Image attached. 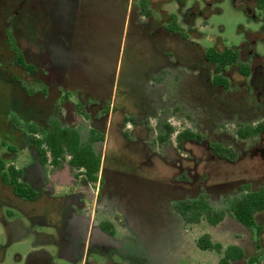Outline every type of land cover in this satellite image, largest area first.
<instances>
[{"label": "rangeland", "instance_id": "1", "mask_svg": "<svg viewBox=\"0 0 264 264\" xmlns=\"http://www.w3.org/2000/svg\"><path fill=\"white\" fill-rule=\"evenodd\" d=\"M151 1L155 12L163 8L175 13L176 0ZM235 1L236 5L231 0H183L182 10L192 15L194 21L191 33L187 34L186 42L171 38L162 46L153 40L148 26L129 17L125 2L76 0L72 2L76 5L75 13L82 18L73 30L70 53L73 65L65 72L62 70L60 64L66 54L59 49L54 80L50 66L46 65L50 61L55 18L63 16L61 1L0 0V146L4 142L17 149L12 161L17 168L27 169L33 163L28 152L21 149L27 128L45 126L60 111V93L63 92L68 93L72 101L73 94H79L100 102L104 108L119 107L133 99L139 104H150L157 96V115L161 117L164 113L166 118L168 114L175 131L190 129L204 137L206 143H222L238 155L236 161L228 163L210 159L204 143L199 147L186 144L184 153L187 157L191 154L193 160L178 164L172 135L162 165L152 161L147 170L137 166L136 154L118 153L120 142L111 132L102 164L109 171L116 169L134 181L129 192L133 214L140 225V239L137 242L124 240L130 235V231L124 229L121 232L124 236L120 233L115 236L124 241L117 253L91 252L87 264H216L214 252L201 251L194 244L198 235L207 232V225H185L172 208L177 203L173 196L195 198L202 190L210 202L221 205L240 195L245 187L264 190V132L247 139H240L236 134L239 128L264 122V24L245 13L249 9L252 12L247 0ZM254 12L258 18L260 12ZM237 17H242L243 23L235 22ZM186 23L190 24L191 20ZM11 38L17 40L25 60L37 68L34 76L13 64L8 45ZM215 47L239 48L242 60L252 67L251 77L243 78L237 68L232 67L225 72L230 81L229 89L214 88L212 70L204 63L203 53ZM253 52L260 57L248 58ZM167 59L179 65L183 76V83L171 80L175 86L170 95L174 91L176 96L170 97L165 91L154 92L157 83H164L162 72L163 67L169 65ZM29 90L33 91L32 97L27 95ZM167 98L173 99L168 101ZM123 155L127 161L122 160ZM116 157L119 160L114 162ZM179 168L184 169L181 176ZM56 191L55 197L60 199L48 208L36 203L33 204L36 209L28 214L8 208L12 218L0 224V264H22L17 255L24 256L32 248L36 233L55 241L63 238L56 229L57 212H64L69 204L61 198L66 190ZM100 216L97 215L96 220ZM256 218L257 223H264L262 214ZM233 221L226 217L219 230H211L210 235L223 245L241 246L248 259L256 254L254 231L246 232ZM260 245L264 251V232ZM49 249L56 264H81L60 259V252L54 246Z\"/></svg>", "mask_w": 264, "mask_h": 264}, {"label": "flooded vegetation", "instance_id": "2", "mask_svg": "<svg viewBox=\"0 0 264 264\" xmlns=\"http://www.w3.org/2000/svg\"><path fill=\"white\" fill-rule=\"evenodd\" d=\"M60 1V9L63 11V16L60 15L55 18V23L53 26L54 40L52 41L51 45L52 49L50 52V61L49 65H46L50 66L51 76L54 80V76L57 73L56 71L59 64L57 58V52H59V49L60 51L63 50V52L66 54V57L63 56L64 61L62 62V64H60L62 70L65 72L68 66L72 67L73 65L72 61L70 60V53L72 48L71 43L74 32L73 30L75 26L80 23V19L82 18L78 17L79 14L77 15L75 13L76 5L72 4V2L76 0ZM115 1H121L122 3L125 2L129 8V17H133L134 19L138 20L142 23V25L145 24V27L148 26V28L151 29L153 40L159 42L160 44H162V46L163 44H168L170 40H172L171 38L175 39V41L177 40V42H186L188 39L187 34L191 33L192 25H194L192 15H189V13L182 10V7L184 5L183 0H176L177 7L175 13L168 12L163 8L160 10L158 9V11L155 12V8L153 7V3L151 0ZM231 1L233 4H235L236 2L235 0ZM247 1L249 2L248 6L252 8V12H250V9L249 12H247L243 7H240L245 11L246 14L250 15L253 19L261 20L264 24V9L258 10L255 7L254 0ZM117 2L116 4H118ZM160 4L163 6V2H161ZM255 10H258L260 12L258 18H256L254 15ZM188 19L191 20L190 24L186 23ZM14 42L25 60L24 53L20 50L17 44V40H15ZM262 42L264 44V40ZM9 43L10 40H8V45L13 55V64L25 74H31L32 76H34L37 72V68H35V66L31 63H28L25 60V63L32 67V71H26L25 69H22L21 67L15 64L14 54ZM252 43L254 47V42ZM224 48L225 47H222V49H218V47H215L214 49L217 51H222ZM208 49L204 50L203 61L212 70L211 84L212 86H214V88H219L224 91H227L229 89L230 81L225 76V72L232 67H236L239 74L243 78L251 77L252 67H250L247 63L242 60L239 48H233L239 54L240 63L246 64L249 67L250 74L248 77H244L240 73L239 68L236 65H230L226 67V69L222 73L223 77L228 81V88L224 89L218 86L214 83L215 67L213 64L208 62L205 57V53ZM253 56L260 57L255 54V52H253L252 56H249L248 58L251 59V57ZM167 60L169 65L163 67L164 71L162 72V74L165 75L164 83H157L154 92L159 90L161 93H163V91H165L167 92L166 96H169L171 94V90H173L175 86L172 83L173 80H180V82L183 83V76L182 74H180L179 65L177 63H174L173 61H170L169 59ZM165 71L169 72L166 74ZM172 74L177 75V78ZM165 86L167 87V90L165 89ZM180 86L178 88H180ZM27 95L28 97H32L33 91L29 90L27 92ZM172 95L176 96V93L173 91ZM73 97L74 101L70 99L68 93H60V98L62 101L60 111H58V113L53 118H50L45 126H29L27 128L26 137L24 138V140H22L23 146L21 148L28 152V154L33 160V163L27 169L17 168V166L13 164L12 161L17 156L16 148L12 146H6L4 142L0 146L1 225H4L6 223L5 221L8 218L7 212L9 207L19 209L20 213L23 214L30 213L29 211L25 212L21 208L16 207V205L11 203L8 197L6 196L9 191H12L9 183L5 182L2 174L3 171L7 169V167L14 166L15 169L22 170V177L20 181L24 182L26 185L32 188L36 195L34 200L27 202L35 204L42 202L44 196H47L49 198L55 192L53 176L55 174V169L57 165H60L62 169H73V181L71 183H68L70 185H68L67 188H65L64 190H66V193H69L72 190L70 194L73 198H76V201H78V204H76V207H74V211L77 210L79 214L77 213L76 217L69 215V210H71V207L68 205L64 208V212H57L59 214V220L58 225L56 226L57 230L62 227L67 229L71 224H75L78 226L79 233L74 232V235L76 234L77 237L72 240L70 247H68V250L72 251L74 255L73 262H81V260H83L84 264H87V258L91 252H96L98 253V255L111 252L117 253L119 249L122 248L124 241H122L123 239L117 240L115 236L117 233L121 234L124 229H128V231H130V235L128 237H124V240H129L130 242H137L140 239V234L138 232L140 225L133 214V199L132 195L129 192L130 189H132L134 186V181L127 179L126 176H124L121 172L116 169L109 171L108 169H106L104 163L102 164V157L106 156L107 144L111 132L118 137V140L120 142V148L118 153L121 151V153L131 152L133 154H136L135 158L139 160L137 166L140 168L144 167L147 170L150 168L152 161H158L160 162V165H162L161 161L165 158V152L170 147L169 145L172 135H174L175 148L177 149L176 160L178 164L193 160V158H191V154L189 155L190 157H187L184 153V147L186 144L192 147H199L204 143L206 145V149L210 152V159L223 160L228 163H232L237 160V153L229 146H225L219 142L206 143V139L204 137H202L199 133L193 132L190 129L183 128L181 130L175 131L174 127L169 123L170 116L168 114L166 115L167 119L165 118L164 113L161 114V117L157 115L158 110L157 108H155L158 106L157 103L159 99L157 98V96L154 97V101H152L150 104L149 102H146L147 104L145 105L141 103L139 104L136 100L133 99L129 100L128 103L125 102L122 106L113 108H104V106L100 102L96 100L94 101L93 99L90 100L89 98L81 96L79 94H73ZM170 99H168V101H170ZM178 107L180 108L179 105ZM153 122L155 123L153 124ZM54 127H60L62 130L76 133L78 135L79 147L90 149L94 156L99 160V168L97 173L95 174V181H90L88 179L86 175V170L84 168L75 167L71 164L72 156L68 152H65L64 155L57 160V163L53 164L52 156L50 152L47 151V148L45 146V136L51 133ZM168 128L173 129V132L170 135L168 134ZM187 130L197 135V137L194 139H184L182 143L178 145L177 137ZM263 132L259 133L258 135L262 134ZM251 137L255 136H249L247 138ZM33 138L37 140L38 145L40 146L39 149L35 146ZM216 146H220L221 148L226 150H232V152L235 154V159L232 160L227 156H220L216 151ZM180 150L183 151V153L180 154ZM124 158L125 157L123 155L122 160H124ZM114 159V162H117V160H119L118 157ZM124 161H127V159H125ZM2 166L5 167L4 170H1ZM179 169L181 170V174H179V176H181L184 174V169ZM181 182L184 183V180H182ZM246 188L247 187L244 188L240 195L230 200H227L225 203L222 202L221 205H216L210 202L208 198L204 196L205 192L202 190L196 195L195 198H187L186 196L179 197V195L173 196L177 203L173 205L172 208L177 214H179L180 218L183 220L185 225L187 224L189 226H202V223H205L207 225V232L201 233L194 240V244L196 247L197 240L201 236L207 235L212 243L221 244L223 248L227 246H236L243 251V258L232 264H238L239 262H245V264H248V260L253 257L258 258L259 264H264V257H260V255H264V251H262L263 249L260 245V236L264 232V228L259 234H256L255 230H249L245 228L243 225L239 224L233 217L229 216L228 214L223 217L221 222L214 226L208 224L207 221L203 219L196 223H188L185 221L183 216L176 210L177 205L183 204L185 202L197 201L200 199L204 200L215 211L224 210L226 209L230 201L235 198L241 197L242 194L245 193ZM53 202L55 204L56 200H50L48 205ZM64 202H66V200H64ZM97 215H101L99 220H96ZM226 217L233 219L237 224L241 225L245 229H243L244 231H254L255 239L253 240V247L256 253L254 256L247 259L245 257L244 250L241 246H238L233 243L223 245L222 243L216 242L212 239L210 235L211 230H217V228L219 230V228L224 224ZM257 224L263 225L259 223ZM87 232L89 233L88 240L86 239ZM256 241H258V247L256 246ZM214 253L217 255L216 264H218L219 255L216 252Z\"/></svg>", "mask_w": 264, "mask_h": 264}, {"label": "trees", "instance_id": "3", "mask_svg": "<svg viewBox=\"0 0 264 264\" xmlns=\"http://www.w3.org/2000/svg\"><path fill=\"white\" fill-rule=\"evenodd\" d=\"M255 7L258 10L264 9V0H254ZM10 47L14 54L15 64L26 71H32V67L25 63L23 55L20 53L15 45V42L10 39ZM206 60L214 65V83L218 86L227 89L228 81L223 77V71L230 65H236L240 73L244 77H248L250 69L246 64L239 61V54L233 48L225 47L222 51H217L210 48L205 53ZM264 131V122L259 123L255 127H242L237 130V135L240 138H247L249 136H256ZM173 129L168 128V134H172ZM197 135L191 131H184L177 137L178 145L184 139H194ZM35 146L39 149L36 139L33 138ZM45 146L50 152L53 164L61 158L65 152L71 156V164L75 167L84 168L86 175L90 181H95V174L99 168V160L94 156L88 148H80L78 135L73 132L62 130L60 127H54L53 131L45 136ZM216 151L220 156H227L230 159H235V154L232 150H226L220 146H216ZM42 152V151H41ZM1 170L5 167L2 166ZM3 178L8 182L13 194L26 201L35 199V192L32 188L20 181L22 177V170L15 169L14 166H9L3 171ZM176 210L183 216L186 222L196 223L200 220H206L210 225H217L222 221L223 217L228 214L233 217L239 224L243 225L249 230H255L259 234L264 228L263 225H258L255 215L262 213L264 217V190L250 191L245 189V193L241 197L235 198L227 205L226 209L215 211L204 200L185 202L177 205ZM258 247V241L255 242ZM197 247L203 251H214L219 255L218 264H232L243 258V251L236 246H227L223 248L221 244L212 243L207 235L201 236L197 242ZM248 264H259L258 258L253 257L248 260Z\"/></svg>", "mask_w": 264, "mask_h": 264}, {"label": "crops", "instance_id": "4", "mask_svg": "<svg viewBox=\"0 0 264 264\" xmlns=\"http://www.w3.org/2000/svg\"><path fill=\"white\" fill-rule=\"evenodd\" d=\"M33 170V169H31ZM55 174L53 176V182L55 185V192L48 198L47 196L43 197V201L40 202L42 203L46 208L49 207V201L52 199H60L55 197L58 192L56 190H63L67 188L68 183H71L73 181V176H74V171L71 168H61L60 165L56 166L55 169ZM30 171V170H29ZM72 191V190H71ZM70 191V192H71ZM69 193H66L64 191L63 197H61L63 200H66L71 207V210H69V215L72 216H77V210L74 211V207H76V204H78V201H76V198H73L72 195ZM66 193V194H65ZM6 196L10 200L11 203L16 205V207L21 208L23 211L28 212V211H33L35 206L33 204L35 203H30L27 201L20 200L16 198L12 191H9ZM45 198V199H44ZM18 199V200H17ZM20 200V201H19ZM22 201V202H21ZM36 205V204H35ZM11 209V207H9ZM8 209L7 215L8 218L6 221H9L12 218L11 211ZM73 209V210H72ZM79 214V213H78ZM66 230V232L64 231ZM78 226L75 224L69 225V227L66 228H59L58 235H61L63 238H58V240H53V238H45L42 237L41 234L36 233L37 240L32 244V248L25 253L24 256L17 255L18 261L21 262L22 264H56V261L53 259V255L50 251V247L54 246L58 248L60 252V259L67 261V262H73L74 260V255L72 251L68 250V247H70L72 240L74 239V232H78ZM79 233V232H78ZM71 235L72 237H67ZM76 235V234H75ZM77 236V235H76ZM86 239H89V233L87 232ZM81 264H84V261L81 260Z\"/></svg>", "mask_w": 264, "mask_h": 264}, {"label": "clouds", "instance_id": "5", "mask_svg": "<svg viewBox=\"0 0 264 264\" xmlns=\"http://www.w3.org/2000/svg\"><path fill=\"white\" fill-rule=\"evenodd\" d=\"M235 22L243 23V18L242 17H237Z\"/></svg>", "mask_w": 264, "mask_h": 264}]
</instances>
